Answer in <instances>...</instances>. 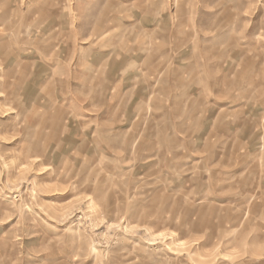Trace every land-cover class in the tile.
<instances>
[{
  "label": "rangeland",
  "instance_id": "rangeland-1",
  "mask_svg": "<svg viewBox=\"0 0 264 264\" xmlns=\"http://www.w3.org/2000/svg\"><path fill=\"white\" fill-rule=\"evenodd\" d=\"M0 17V264H264V0Z\"/></svg>",
  "mask_w": 264,
  "mask_h": 264
},
{
  "label": "crops",
  "instance_id": "crops-1",
  "mask_svg": "<svg viewBox=\"0 0 264 264\" xmlns=\"http://www.w3.org/2000/svg\"><path fill=\"white\" fill-rule=\"evenodd\" d=\"M159 49H160L159 52H160L161 55L159 57H157L154 61H152L150 63L147 61V59L146 60L144 59V60L141 61V64H143V65L145 63L146 64L147 63L150 64V65H148V67H142V69H143L142 70V76L145 78L146 83L147 82H151L150 84H151L152 87L154 85H157V83H161L162 80L164 82V79H163L164 78V74L165 73H168L170 71V70H167L166 68H164V66L161 65V63H162L161 62V60H162L161 58L163 57L165 59V56H167V54H168L167 53V50L165 48H159ZM163 52H166V54L162 55ZM181 62H184V61L181 60ZM180 68L185 69L184 66H182ZM179 71H180L179 68L177 70L174 69L173 72H172V74H171V76L169 78H171V80H172V78L174 80H178V78H179ZM169 78H168L167 82H169ZM159 92L160 91H158V92L157 91H154V94L152 93L151 96H154L155 95L156 99L159 100L160 99L159 97L161 95H163V94L165 95V97H168V95H170V99L172 101L170 109L173 112L177 111L176 107L180 104L179 103L180 100H182V99H191L189 93L183 94L182 96L181 95H175L174 92L170 91L169 89L164 90V91L162 89V91H161L162 93H159ZM114 93L115 92L111 93V95H110L111 97L110 98H115L116 97V95H114ZM159 94H160V96H159ZM140 96H141V99H144V100L147 99V97L144 96L143 94H141ZM210 96L213 98V95L212 94H210ZM158 110H160V109H158ZM210 138H212L211 135H210ZM208 147L211 149L212 148V143L210 145H208Z\"/></svg>",
  "mask_w": 264,
  "mask_h": 264
},
{
  "label": "bare ground",
  "instance_id": "bare-ground-1",
  "mask_svg": "<svg viewBox=\"0 0 264 264\" xmlns=\"http://www.w3.org/2000/svg\"><path fill=\"white\" fill-rule=\"evenodd\" d=\"M2 24H4V21H2V19H1V17H0V25H2ZM8 24V23H7ZM4 28V27H3ZM4 52H3V49H2V47L0 46V61H6V62H8V60H9V57L6 59V57H5V55L3 54ZM11 58V57H10ZM4 91V90H3ZM7 94V93H6ZM7 100H9V99H7Z\"/></svg>",
  "mask_w": 264,
  "mask_h": 264
}]
</instances>
